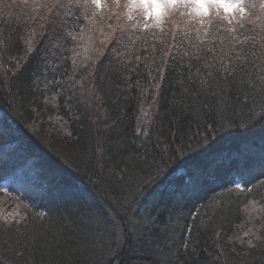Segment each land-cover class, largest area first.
<instances>
[{
	"label": "trees",
	"instance_id": "16d2710c",
	"mask_svg": "<svg viewBox=\"0 0 264 264\" xmlns=\"http://www.w3.org/2000/svg\"><path fill=\"white\" fill-rule=\"evenodd\" d=\"M261 2L246 0L257 5L242 29L254 37L242 46L241 75L246 80L255 81L264 68ZM72 11L79 15H60L42 29L46 10L37 11V0H0V41H7L0 44V117L5 118V133L0 135V217L16 212L28 217L18 226L19 233L0 232V264H264V248L234 249L227 242L244 223L253 199L264 201V184L251 193L239 192L234 184L240 178L238 168L225 164L188 185L191 168L185 161L190 157L170 159L171 150L165 151L171 114L191 102L180 81L188 83L189 62L200 63L183 56L192 51L185 41L168 57L161 96L154 95L164 48L159 40L167 39L169 29L179 40L184 18L175 13L163 25L161 37L158 29L146 31L144 21H127L126 8L121 7L119 21L112 24L124 40L113 48L115 39L100 42L109 21L90 25L81 22L85 9ZM53 27L59 36L81 29L84 39L61 38L57 49ZM33 29L37 51L25 56L27 46L20 38ZM221 35L227 44L228 34ZM191 36L195 38L194 31ZM153 43L155 50L150 48ZM85 47L91 50L86 53ZM96 50L102 53L96 65L97 75L105 77L102 91L92 87L91 77L81 86ZM123 53L131 59L126 61ZM73 56L77 65L87 57L83 63L89 68L77 67L74 73ZM22 59L28 60L27 70L16 75ZM247 94L249 106L252 98L258 104L264 100L258 84ZM229 114L233 126L214 139L227 153L251 156L244 175L252 187L257 177L264 180V122L249 119L242 97L234 98ZM192 127L195 131L196 125ZM144 130L150 141L142 135ZM162 161L170 179L167 188L154 195L157 186L146 181ZM85 214L99 223L92 226L89 251L77 253L72 234L79 230L77 217ZM256 222L254 230L264 224Z\"/></svg>",
	"mask_w": 264,
	"mask_h": 264
},
{
	"label": "snow or ice",
	"instance_id": "6c2138e0",
	"mask_svg": "<svg viewBox=\"0 0 264 264\" xmlns=\"http://www.w3.org/2000/svg\"><path fill=\"white\" fill-rule=\"evenodd\" d=\"M126 8L127 21L134 22L135 13L141 11L143 17L150 23L143 24V28L147 31L149 27L158 29L161 37L164 36L165 30L163 25L169 19L171 13H178L186 21L185 32L179 40L176 33L167 32V39H160L159 43L164 45L162 49L161 63L157 65V75L154 77L156 83L153 85L155 89L154 95L161 96V86L164 83V72L168 62V57L172 56L180 45L187 41L191 46L192 51H184L183 56L190 57V60H195L199 66H194L191 62L188 63V70L191 75L188 76V83L185 85L184 80L180 84L184 88L186 94H190L191 102L186 107H182L179 113L173 112L169 120L168 131L169 139L165 151H170V159H176L178 156L190 157L185 163L191 168V172L187 174L188 185H191L198 178L209 174L211 170H216L225 164H235L238 168L240 178L234 181L236 189L241 193H251L257 184H264V180L257 177L251 181L252 187H249V181L245 178L244 173L249 170L251 156L241 153H227L225 149L219 148L220 141L214 139L218 137L220 131L233 126L234 121L231 112V106L234 98L242 97L243 103L249 107V119L253 122H264V100L259 104L252 98V104L249 106L248 101L250 96L248 90L255 91L257 84L262 92H264V68L260 71L262 75L256 78L255 81L246 80L242 75V64L244 59L242 46L246 41L254 39V37L245 34L242 29L245 24L251 21L252 9L257 5L248 4L246 0H126L122 4V0H37V11L46 10V13L41 17L44 23L41 28L49 22H55V18L60 15L65 17L79 15V12H73L72 9H85L82 21H87L88 24H103L105 20L109 21L107 35L100 42L102 44L111 43L115 39L113 48L124 40V36H117V29L113 27L112 21H119L120 12L118 9ZM117 9L114 11L113 9ZM260 13L264 15V0L259 4ZM66 10V11H65ZM213 15L217 18L213 21ZM259 19V17H257ZM54 33L53 47L59 48V41L63 38L67 41L81 40L83 41V31L81 29L68 30L63 33V36L56 35V29H52ZM75 31L76 34H73ZM124 31L123 28L120 29ZM195 32V38L191 36V32ZM134 34V33H133ZM221 34H228L227 44L225 38ZM153 39H157V34L152 33ZM24 44L27 46L24 49L25 56L37 51L35 41L37 33L35 29L26 37H22ZM91 40V37H88ZM217 41L219 46H217ZM19 40H17V43ZM7 41H0V44L6 45ZM155 50L157 44L153 43L150 46ZM89 47L84 48V52H89ZM75 53V48L72 49ZM97 51V58L92 61V66L81 62L77 65L75 56L71 58L73 72H76L77 67L89 68V71L81 76V86L83 80L91 77L94 83L92 87L98 91L103 90L104 76L97 75V67L99 57L102 53ZM134 51V49H130ZM76 55H79L76 53ZM125 60H130L131 56L123 53ZM34 58V57H33ZM67 59V57H63ZM137 60L139 56L135 57ZM86 59H88L86 57ZM28 60H20L16 64L17 73L20 75L27 70ZM194 68V71H192ZM72 77H70L71 79ZM102 99V97H97ZM72 99L71 96L68 97ZM155 103V100H153ZM257 112L259 115L257 116ZM196 125L193 131L192 125ZM248 127L250 125H244ZM8 130H12L11 124L7 125ZM5 133V118L0 117V135ZM139 133V129H138ZM71 137L72 132L66 133ZM146 141L151 140V135L147 130L142 132ZM261 164L264 165V158H261ZM166 165L161 162L155 168V171L150 175L147 184H155L157 192L154 195H159L168 186L169 177H165ZM264 175V172L261 173ZM138 192L142 193L143 188L138 187ZM251 209L252 212L264 213V202L253 199L245 210ZM19 217V218H17ZM3 219V224L0 225V232L19 233L18 226L24 224L28 219L27 216H21L19 212L10 213L8 216L0 217ZM195 219V217H193ZM76 223L79 230L73 231L71 246L79 253L83 250L85 253L89 251L92 244L91 229L92 226L98 224L99 221L90 215H80L77 217ZM191 231V229H188ZM245 237H251L247 240L240 238V243L246 244L248 249L264 248V233L256 235L254 233L245 232ZM187 247V245H185ZM23 256L24 253L20 252Z\"/></svg>",
	"mask_w": 264,
	"mask_h": 264
},
{
	"label": "rangeland",
	"instance_id": "374dc122",
	"mask_svg": "<svg viewBox=\"0 0 264 264\" xmlns=\"http://www.w3.org/2000/svg\"><path fill=\"white\" fill-rule=\"evenodd\" d=\"M122 3H126V0H122ZM175 13H171L169 16V19L174 16ZM135 19H139L140 22L144 21L146 23H150L147 21L144 17L141 11H137L135 13ZM86 61V59L82 60L81 62ZM101 124V123H100ZM101 127V126H99ZM100 129V128H98ZM264 202V201H263ZM262 215L264 216V213H258V212H252L250 208H248L247 212L245 213V221L244 223L238 228L237 231L233 233V236L227 241L229 245H231L234 249H245L247 246L246 244L240 243V238H243L245 240L251 238V237H245V232L254 233L256 235H260L262 229L264 228V224H258L257 228L258 230H254L255 226L257 224L256 220H264L262 218Z\"/></svg>",
	"mask_w": 264,
	"mask_h": 264
}]
</instances>
